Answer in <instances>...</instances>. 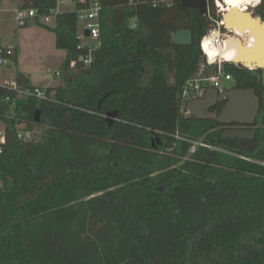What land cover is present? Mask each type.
<instances>
[{
    "label": "trees",
    "instance_id": "16d2710c",
    "mask_svg": "<svg viewBox=\"0 0 264 264\" xmlns=\"http://www.w3.org/2000/svg\"><path fill=\"white\" fill-rule=\"evenodd\" d=\"M74 1L53 29L36 19L66 52L62 83L45 100L0 88V264H264L261 71L224 65L235 88L254 89L261 102L255 139L225 140L224 125L180 113V91L206 63L201 41L221 19L214 0L204 16L182 0H99L89 67L78 19L87 4ZM59 2L18 5L47 16ZM182 29L192 45L172 42ZM75 69L83 73L71 78ZM21 121L31 140L19 138ZM187 140L206 146L191 153Z\"/></svg>",
    "mask_w": 264,
    "mask_h": 264
},
{
    "label": "built area",
    "instance_id": "2783aa9c",
    "mask_svg": "<svg viewBox=\"0 0 264 264\" xmlns=\"http://www.w3.org/2000/svg\"><path fill=\"white\" fill-rule=\"evenodd\" d=\"M19 3V0H12ZM62 1V0H61ZM81 3L87 4L86 7L82 8L78 11V19L80 23H84V26L81 28V33L79 36L80 41L83 44L84 40H88L89 43L87 45L89 48V56L81 59L84 62L85 67H89L92 62V53L99 47L100 45V15L102 11V5L99 0H78ZM218 11L221 14H224L221 10L223 7L217 6ZM209 12V9H208ZM58 13L57 9H52L50 14L47 16H40L39 11L37 9H23L19 6L15 10V24L18 29L25 28L28 26L31 20L37 19L41 17V20L44 23H49L52 17ZM215 26L212 28L208 35H206L201 41V50L206 58V63L201 64L198 73L189 79L183 89L180 91L178 99H179V107L180 113L187 116V105L190 101L203 99L208 92L209 89H217L219 91L225 90L222 86L223 81L232 82L233 77L231 74H228L224 71V65L226 63L233 64L232 62H227L223 60H218L217 70L212 71L210 74L207 73L208 66L213 65L210 63L208 56L206 55L203 48L204 39L209 36L213 37L214 33L218 34L217 42L222 43L224 39L228 36H235L233 32L234 30H226L224 28V21L221 17L220 20H215ZM137 25L134 24V27ZM88 30L90 32L89 37H85L84 33ZM244 43V42H243ZM16 56V47L12 44H8L0 47V76H2L3 72L8 69L15 61ZM235 64V63H234ZM238 66V64H236ZM72 68H76V63L71 64ZM57 76H60V73H56ZM0 88L5 89L9 92H13L17 95L18 98H35L38 100L47 99L46 88L31 86V85H22L18 79H4L0 80ZM6 102L11 101V97H6ZM14 104V103H13ZM8 118H15L16 112L13 109V106L8 110L5 114ZM19 138L24 140H31L34 136L33 130L27 127L26 122H22L19 124ZM178 139H181L177 136ZM186 140V139H184ZM193 144L191 148V153H195L198 146H206L203 142L187 140ZM7 143V135H6V127L0 128V155L3 153L4 146Z\"/></svg>",
    "mask_w": 264,
    "mask_h": 264
},
{
    "label": "water",
    "instance_id": "95a60500",
    "mask_svg": "<svg viewBox=\"0 0 264 264\" xmlns=\"http://www.w3.org/2000/svg\"><path fill=\"white\" fill-rule=\"evenodd\" d=\"M182 4L185 7L199 10L202 16L209 9V0H182ZM222 19L226 30H249L253 33L256 43L251 49H246L243 41L238 39L239 52L243 60L235 64L242 65L249 70L261 71L264 83V18L255 16L250 11L231 10L224 13ZM84 35L89 37L90 32L86 30ZM171 39L177 46H190L194 41L193 33L187 29L177 31L172 35ZM248 64H251L252 68ZM210 68L212 71H216L218 66L213 64L210 65ZM75 71L76 73L71 78H76L83 73V71H78L77 69ZM218 104H224L220 114L209 115V112ZM260 109L261 102L256 96L254 89L231 88L223 91L209 89L203 99L193 100L188 103L187 116L197 120H213L221 125L239 124L240 126L253 127L256 124ZM116 118L117 113H109L106 121L112 125ZM35 121H41L40 111L36 112ZM224 136L225 140H252L256 137V131L253 129L227 130Z\"/></svg>",
    "mask_w": 264,
    "mask_h": 264
},
{
    "label": "rangeland",
    "instance_id": "374dc122",
    "mask_svg": "<svg viewBox=\"0 0 264 264\" xmlns=\"http://www.w3.org/2000/svg\"><path fill=\"white\" fill-rule=\"evenodd\" d=\"M214 5L217 10L216 13L222 17L223 14L218 11L216 0H214ZM14 6L15 4L12 0H0V45H18V39H21L22 43L19 51L21 52L24 66L22 70L25 69L24 71L30 74L31 79L36 84L59 85L62 83L63 75L57 76L55 73L61 72V66L66 59V52L56 48L53 38L54 34L42 32L37 24H34L30 30L25 28L17 29L14 20ZM58 7L63 10H74L75 3L73 0H64V2L60 0ZM231 10V8L226 7L225 13ZM250 12H254V8L250 7ZM49 24L53 26L54 21ZM80 25L83 27L84 23H80ZM26 35L27 37H25ZM41 35H45L46 39L44 37L42 39ZM49 38L50 40L53 39V41L48 40ZM88 43L87 39L83 41L85 45ZM18 70L20 71L13 63L5 72L7 79L16 78L19 73ZM249 71L255 72V70ZM232 85L233 82L223 81L222 83L224 88H230ZM4 126V123L0 121V128Z\"/></svg>",
    "mask_w": 264,
    "mask_h": 264
},
{
    "label": "bare ground",
    "instance_id": "6f19581e",
    "mask_svg": "<svg viewBox=\"0 0 264 264\" xmlns=\"http://www.w3.org/2000/svg\"><path fill=\"white\" fill-rule=\"evenodd\" d=\"M261 0H217V5L222 8V12L225 13L226 7L232 10L241 11L242 8L246 7H257L260 5ZM235 36H228L224 39V42L218 43V34L214 33L213 37L207 36L203 41V48L208 56L210 63H217L218 60H223L227 62H239L243 60L242 55H240L239 41L241 39L244 41V46L246 49H251L256 43V39L251 31H242L235 29L233 32ZM251 66V64H248Z\"/></svg>",
    "mask_w": 264,
    "mask_h": 264
},
{
    "label": "crops",
    "instance_id": "0c3cea01",
    "mask_svg": "<svg viewBox=\"0 0 264 264\" xmlns=\"http://www.w3.org/2000/svg\"><path fill=\"white\" fill-rule=\"evenodd\" d=\"M62 2H64V0H62ZM73 2L75 3V1L73 0ZM14 4H15V6H14V12H15V10H16V8L19 6L18 4H17V2H15L14 1ZM75 8H76V6H75ZM75 10V9H74ZM74 10H63V9H59V7L57 8V11H58V13H59V11L60 12H70V11H74ZM52 21H54V25L52 26V25H50L49 23H51ZM49 23H46L47 25H48V27L49 28H51V29H53L54 27H55V19H54V17H52L51 18V20H50V22ZM34 24H37L38 26H40L39 25V23L37 22V20L36 19H34V20H31L30 22H29V24H28V26L27 27H25V29L26 30H30V29H32L33 28V25ZM16 25V24H15ZM17 28V27H16ZM40 28V30L42 31V32H47V33H51V34H54V43H56V35H55V33L53 32V30H51V29H45V28H42V27H39ZM18 29V28H17ZM42 36V39H46V36L45 35H41ZM25 37H27V35L25 36ZM44 37V38H43ZM48 40H50V38L48 39ZM51 42L53 41V39H51L50 40ZM18 45H16V44H14V46L16 47V59H15V61H14V64L16 65V67H17V69H20V71L18 70V74H17V76H16V78L15 79H18V76H22L25 80H26V82L29 84V85H31V86H36V87H41V88H48V87H51V86H49V85H45V84H36L35 82H33V80L31 79V77H30V74H28L26 71H24V70H22V68L24 67L23 66V60H22V55H21V52L19 51V47L21 46V43H22V40L21 39H18ZM2 45H0V47H1ZM55 46H56V44H55ZM7 71V69L3 72V74H2V76H0V80H4V79H7V77H6V72ZM57 73V72H56ZM55 73V74H56ZM60 73V72H59ZM9 79H14V78H9Z\"/></svg>",
    "mask_w": 264,
    "mask_h": 264
},
{
    "label": "flooded vegetation",
    "instance_id": "af4514ba",
    "mask_svg": "<svg viewBox=\"0 0 264 264\" xmlns=\"http://www.w3.org/2000/svg\"><path fill=\"white\" fill-rule=\"evenodd\" d=\"M261 4H262V0H261V3H260V5H258L257 7H254V12H252L255 16H260V17H262V18H264V16H263V14L259 11V8L261 7ZM210 5V0H209V4H208V6ZM260 75V77H262V72L259 74ZM233 82V85H232V87H230V88H225V89H231V88H235V81H232ZM219 105H222V107H221V110H222V108H223V106H224V104H218V105H216L210 112H209V115H219L220 114V112H221V110L220 111H218V107H219ZM257 121V120H256ZM223 128H224V135H225V132L227 131V130H235V129H253V130H255L256 131V136H257V130L258 129H260L261 127L260 126H257L256 124L253 126V127H250V126H240L239 124H231V125H224L223 126ZM225 137V136H224ZM256 138V137H255ZM254 138V139H255ZM253 140V139H252Z\"/></svg>",
    "mask_w": 264,
    "mask_h": 264
}]
</instances>
